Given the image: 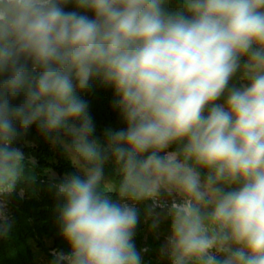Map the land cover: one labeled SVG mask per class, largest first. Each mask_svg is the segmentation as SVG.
<instances>
[{"label":"clouds","instance_id":"1","mask_svg":"<svg viewBox=\"0 0 264 264\" xmlns=\"http://www.w3.org/2000/svg\"><path fill=\"white\" fill-rule=\"evenodd\" d=\"M94 79L126 125L103 142ZM33 124L83 173L51 185L70 248L52 264H141L145 201L169 264H264V0H0V220L34 179L13 147Z\"/></svg>","mask_w":264,"mask_h":264},{"label":"trees","instance_id":"2","mask_svg":"<svg viewBox=\"0 0 264 264\" xmlns=\"http://www.w3.org/2000/svg\"><path fill=\"white\" fill-rule=\"evenodd\" d=\"M173 2L175 3V0ZM65 10H74L73 5H67ZM87 14L90 17L92 15L91 13ZM237 82L234 79L232 83L239 86ZM79 95L88 104V107L94 108L92 112L88 110L91 117L109 120L113 118L114 114L119 113L113 107L114 101L117 99L113 88L104 86L99 79L90 81L89 89ZM23 99V94H21L13 99L11 104L19 106ZM16 127L19 128L18 123ZM22 138L31 142L32 147L28 148V151L34 160L45 162L43 158L50 155L51 138L44 134L37 124H33L22 135ZM57 158L56 165L67 170L73 169L68 161L64 160L62 152ZM63 178L64 176L51 179L38 177L30 182V186L28 182L18 184L16 190L6 198L9 202V212L6 219L0 222V230L8 228V233L6 236L0 235V264H37L36 250H40L52 264L54 257L48 252L49 249L65 253L70 251L68 244L60 235V227L57 223V207L60 202L55 196V189L51 187ZM19 189L23 190L22 197L16 193ZM46 239L51 240L49 248L46 247Z\"/></svg>","mask_w":264,"mask_h":264},{"label":"rangeland","instance_id":"3","mask_svg":"<svg viewBox=\"0 0 264 264\" xmlns=\"http://www.w3.org/2000/svg\"><path fill=\"white\" fill-rule=\"evenodd\" d=\"M88 110L92 112L94 111V108L89 106ZM92 118L95 125V132L93 136L100 138L102 142L105 139L104 133L107 129L110 128L112 130H120L126 127L120 113L114 114L113 118H110L109 120H105V119L102 120V118L100 119L96 117H92ZM49 145H50L49 147L50 155L47 158H43L45 162H36L28 151V148L32 147L30 141L25 140L22 138V136H20L13 143V147L21 150L25 154L26 159L30 158V163H29V168L31 169L30 174L34 176V179L38 177H46L48 179H51L57 176L65 177L67 175H73V174L80 175L83 178L82 171L71 163V161L68 159L67 155L65 154L63 146L61 144L51 139ZM172 147L175 148L176 146L173 145ZM59 148H61L62 150H60ZM61 152L64 155V160H67L68 164H70L73 167V169L67 170L56 165L58 161L57 156ZM104 176L105 178L112 179L116 183L119 182L117 169L114 166V162L111 159H109L105 163ZM16 193L20 197L23 196L22 189L17 190ZM111 198L113 199L114 202L117 199L115 194H112ZM8 203L9 202L5 198L3 200V208H2L3 216L5 217V219L9 212ZM150 204H151L150 201H145V202H140L136 205L139 219L137 226L134 230L133 242L137 240L136 241L137 243L134 242V244L136 246V249L141 253L142 256L141 264H169L167 258L162 255L161 249L168 235L170 222L162 220L160 226L157 229L153 230L151 227L153 221V215L150 213ZM156 211L160 212L161 209H156ZM3 220H0V222ZM50 243H51L50 239L45 240L46 247L49 248ZM48 252L51 255H53L54 249L52 250L49 249ZM36 254L38 255L37 264H51V262H49L46 259L45 255L40 250H36Z\"/></svg>","mask_w":264,"mask_h":264}]
</instances>
